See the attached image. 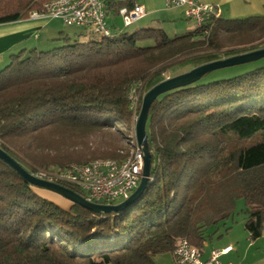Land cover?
<instances>
[{
	"label": "trees",
	"instance_id": "16d2710c",
	"mask_svg": "<svg viewBox=\"0 0 264 264\" xmlns=\"http://www.w3.org/2000/svg\"><path fill=\"white\" fill-rule=\"evenodd\" d=\"M48 1L0 0V24L42 13ZM90 34L86 41L64 38L47 51H21L0 70V149L27 171L25 161L58 169L94 158L123 161L128 151L120 147L41 160L35 153L51 130L129 129V90L139 84L141 91L149 83L151 89L172 66L264 48V13L221 16L206 36L194 28L167 38L151 27L112 38ZM147 117L150 176L141 196L118 213H92L72 203L63 208L0 160V264H155L153 258L172 254L180 239L200 250L203 230L233 216L240 200L244 230L259 238L264 231V66L165 93Z\"/></svg>",
	"mask_w": 264,
	"mask_h": 264
},
{
	"label": "built area",
	"instance_id": "2783aa9c",
	"mask_svg": "<svg viewBox=\"0 0 264 264\" xmlns=\"http://www.w3.org/2000/svg\"><path fill=\"white\" fill-rule=\"evenodd\" d=\"M166 8H179L186 20L192 21L195 28L204 36L209 34V26L221 18L218 6L200 3L196 0H163ZM140 4L131 7H119L116 14L120 17L122 29L115 32L108 27L106 2L103 0H51L43 5V12H33L29 17L38 16L57 19L65 26H76L90 31L98 38H112L113 35L136 24L147 15ZM140 85L132 86L129 93L132 122L136 123L139 103L136 92ZM133 94V95H132ZM141 149L135 143L130 155L123 161L111 159H95L85 164H70L62 169L26 170L32 177L60 186H72L84 194V198L96 204L114 205L126 200L137 188L143 168ZM172 252L174 264H223L220 256L228 254L232 247L228 246L212 252L203 260L200 250L190 245L186 239H180Z\"/></svg>",
	"mask_w": 264,
	"mask_h": 264
},
{
	"label": "crops",
	"instance_id": "0c3cea01",
	"mask_svg": "<svg viewBox=\"0 0 264 264\" xmlns=\"http://www.w3.org/2000/svg\"><path fill=\"white\" fill-rule=\"evenodd\" d=\"M106 2L107 23L113 32L122 29L121 19L116 14L120 7H131L140 4L146 9L147 15L142 20L149 19L148 25H157L159 29L173 27L185 29L186 33L193 29L185 24L182 11L179 8H166L163 0H103ZM204 4L218 6L223 19H244L251 16H260L264 13V0H196ZM52 20L48 17H28L22 21L0 24V70L10 60V56L21 51H46L44 41L40 36L50 26ZM137 22V23H138ZM235 213L228 220H223L217 226L203 230L204 241L200 248L201 258H209L212 252L228 246L232 250L225 256H220L223 264H264V231L257 239H251L244 230V221L236 224ZM155 264H174L171 253L160 254L154 258Z\"/></svg>",
	"mask_w": 264,
	"mask_h": 264
},
{
	"label": "rangeland",
	"instance_id": "374dc122",
	"mask_svg": "<svg viewBox=\"0 0 264 264\" xmlns=\"http://www.w3.org/2000/svg\"><path fill=\"white\" fill-rule=\"evenodd\" d=\"M149 19L143 20L141 22H138L134 25H131L130 27L124 29L127 33H133L135 30L141 29V28H158L157 25L147 24ZM183 22L187 24L192 29L195 28V24L192 23V21L184 19ZM122 24V23H121ZM162 29V28H161ZM45 33H43L40 36V42L44 41V43H48L46 45V51L51 50L53 48L59 47L63 44V39L68 38L70 41H86L90 37V31L85 30L83 28H79L76 26H65L60 22L59 20H52L50 23V26L45 29ZM165 34L167 35V38L177 37L184 35L186 33L185 29H175L173 27H166L162 29ZM254 48L249 49H242L232 52H225L223 54H218L216 56H205L204 58H199L194 61H188L184 62L183 64H177L175 66H172L168 69L167 73L164 74V79L170 78L172 76H176L182 73H186L196 67L202 66L204 64L210 63L212 61H217L220 59H224L230 56L238 55L252 51ZM261 66H264V58L258 59L257 61L240 64L232 67L222 68L215 71H212L208 74H205L201 79H199L195 83L204 84L205 83H213L221 80H227L233 77H236L238 75H241L242 73L249 72L251 70H254L256 68H259ZM149 85H151L149 83ZM148 85V87H149ZM148 87L146 86L141 90L137 91L136 95L138 96V101H142L143 95L147 92ZM133 95V94H132ZM137 111L139 104L137 103ZM132 119V118H131ZM134 126L135 123L132 122L131 127L124 128L121 125H115L113 127L105 128V129H95L92 128L89 130H74L72 132H61L59 130H51L48 132H45L40 141L38 142V150L35 153V156L37 157V160H41L45 157H49L52 155H55L58 158H65L66 155L70 154H83L86 153L88 150L91 151V149H98V148H107V147H120L128 151V155H130L131 150L135 144V133H134ZM95 160L90 159L89 161ZM26 166H29L32 170H38V169H56L57 167L50 166L49 168H41V167H35L30 162H24ZM75 164V163H71ZM70 165V164H69ZM40 191H37L41 196L46 197L47 199H50L57 203L59 206L63 208H68L70 205V202L62 198L61 196L46 191L44 189L38 188ZM42 190V191H41ZM116 202V204L120 203ZM243 201L236 202V210H235V217H236V224L242 223L245 219L244 213L241 211L244 209V204H242Z\"/></svg>",
	"mask_w": 264,
	"mask_h": 264
},
{
	"label": "water",
	"instance_id": "95a60500",
	"mask_svg": "<svg viewBox=\"0 0 264 264\" xmlns=\"http://www.w3.org/2000/svg\"><path fill=\"white\" fill-rule=\"evenodd\" d=\"M264 58V48L255 49L253 51H249L246 53L230 56L224 59H220L217 61H212L210 63L204 64L202 66L196 67L186 73H182L176 76H172L167 78L160 83L153 86L151 89L147 90V92L143 95L140 110L138 114L137 121L134 126L135 133V143L142 151L143 156V168L141 179L137 186V188L133 191V193L124 201L119 204L114 205H103L96 204L87 201L84 197L77 194L76 192L60 185L52 184L46 181H42L32 177L27 171L16 161L12 159L5 151L0 149V160L7 164L15 174L19 175L26 183L30 186L44 189L46 191L55 193L65 200L69 201L72 204H76L79 207L84 208L92 213H118L123 211L126 207H129L141 196L143 193L147 180L150 176L151 166V152L148 146V137L146 134V123H147V115L149 112V108L152 103L161 95L168 93L170 91L191 85L201 79L205 74H208L212 71L232 67L240 64H245L253 61H257L258 59Z\"/></svg>",
	"mask_w": 264,
	"mask_h": 264
}]
</instances>
